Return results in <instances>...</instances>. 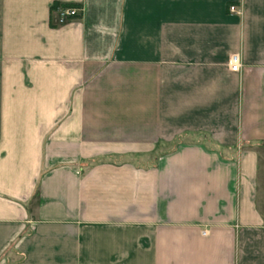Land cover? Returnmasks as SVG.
Instances as JSON below:
<instances>
[{
  "label": "crops",
  "instance_id": "crops-1",
  "mask_svg": "<svg viewBox=\"0 0 264 264\" xmlns=\"http://www.w3.org/2000/svg\"><path fill=\"white\" fill-rule=\"evenodd\" d=\"M237 3L0 0V264H264V0Z\"/></svg>",
  "mask_w": 264,
  "mask_h": 264
},
{
  "label": "built area",
  "instance_id": "built-area-1",
  "mask_svg": "<svg viewBox=\"0 0 264 264\" xmlns=\"http://www.w3.org/2000/svg\"><path fill=\"white\" fill-rule=\"evenodd\" d=\"M57 23L63 25L68 21L74 19L78 15L77 9L57 8L56 10ZM229 13L231 15L241 16L243 14V0H238L237 4L229 6ZM229 67L232 72H239L241 64L237 56H231L229 59Z\"/></svg>",
  "mask_w": 264,
  "mask_h": 264
},
{
  "label": "trees",
  "instance_id": "trees-1",
  "mask_svg": "<svg viewBox=\"0 0 264 264\" xmlns=\"http://www.w3.org/2000/svg\"><path fill=\"white\" fill-rule=\"evenodd\" d=\"M54 8H56V6H54Z\"/></svg>",
  "mask_w": 264,
  "mask_h": 264
}]
</instances>
